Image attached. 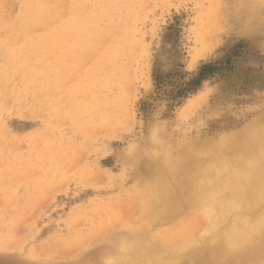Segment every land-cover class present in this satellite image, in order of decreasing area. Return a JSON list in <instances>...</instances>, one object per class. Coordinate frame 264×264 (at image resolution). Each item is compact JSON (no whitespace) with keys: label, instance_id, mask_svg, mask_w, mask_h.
Instances as JSON below:
<instances>
[{"label":"rangeland","instance_id":"obj_1","mask_svg":"<svg viewBox=\"0 0 264 264\" xmlns=\"http://www.w3.org/2000/svg\"><path fill=\"white\" fill-rule=\"evenodd\" d=\"M238 3L0 0V264H125L110 255L127 238L185 239L169 241L176 219H163L173 211L152 218L139 201L158 194L159 177L133 161L160 149L155 141L182 156L178 142L240 130L264 106V22L248 26ZM206 61L221 66L179 103L169 101L176 70L191 73ZM202 154L205 166L213 158ZM200 212L189 209L192 237L208 227Z\"/></svg>","mask_w":264,"mask_h":264},{"label":"bare ground","instance_id":"obj_2","mask_svg":"<svg viewBox=\"0 0 264 264\" xmlns=\"http://www.w3.org/2000/svg\"><path fill=\"white\" fill-rule=\"evenodd\" d=\"M238 2H239L238 6H240L238 8V18L242 19L243 22L245 21V23L248 26L253 27L260 22H264V0H238ZM208 11L209 10H207V12ZM212 17L214 18V14L212 15ZM215 27L216 26H214V28ZM130 65L131 64H129V66ZM263 108L264 106L258 109L257 113L254 115L251 122L240 130L232 131L228 133L225 132L221 136L205 138L202 139L200 142L197 140L186 143L178 142V144H181V146H184L185 148V154L182 156H173L170 154L171 147L175 146V144L172 143L158 144L159 141L157 142L155 141L154 145L160 146V149L157 150L155 148V150L157 151H154L152 149L153 151L149 150L145 153L142 154L140 153L141 155L135 157L133 162L136 164L137 168L139 169L148 168L150 170L153 169V171L157 172V175L159 177V183L157 184L158 194L156 193V196H152V197H147L149 196V194L145 197L142 195L143 197L140 198L138 197L139 201L142 203L144 202L147 205L149 203V205L151 206L150 208L151 211L148 207V210L150 211L149 213L154 215V217L152 218H156L157 215L159 217L160 214L158 213L160 212L173 211V214H171L169 218L167 217L168 215L167 214L163 219V221L166 220V218L167 220L168 219L172 220L173 218L176 219L175 220L176 227L174 228V231L173 228L170 227L174 233L172 232L171 235H170L171 232H169V234L167 233V236H169V241L172 242L173 238L178 240L180 238H185V239H180L179 241L181 242L183 240L182 241L183 243H180L181 245L177 244L178 246L174 244V241L175 243H178L179 241L174 240L172 243L175 245V247L169 248L174 245L171 243H170L171 245L168 244L164 245L163 243L162 244L147 243L145 240L137 238L136 237L137 235L134 234L132 236H135L138 240L131 239V241L129 240L128 243H125V241L128 240V238L126 237L127 239H125L124 237L125 239L124 241L123 238L120 236L122 238L121 240H123L124 243L123 241L120 242L119 241L120 239H116V241L117 243L120 242L118 243V245L120 244L119 246H121L120 247L121 252L116 251L115 253L114 251V253L110 255L111 262H122V263L124 262L125 264H130L129 262L134 264H154L157 261H161L162 259H167V258L182 259L185 258L188 254L190 255L193 254V252H196L198 254V258L194 259L193 261L191 260L192 262L190 261L191 262V263L189 262L190 264L264 263V208L261 207V205H264V109ZM53 147L54 146H52V148ZM58 152H60V150ZM199 153L200 155H203L202 153H206L205 156L207 155V158L209 156V158H213V159L208 158L209 160L208 159H207L208 161L206 160L207 164L205 162L204 163L205 166H202L201 164H199V161L202 160L200 158V155H198ZM228 154H230L231 156H227ZM143 159H148L149 163L147 165H144L142 162ZM149 166L152 167V169ZM30 171L32 170L30 169ZM150 177L152 176L150 175ZM151 184L152 183H150V185ZM147 191L149 192V190ZM139 194H141L140 191L138 195ZM136 198L137 196L135 197V199ZM24 200L27 199L25 198ZM192 207H196V208H192ZM197 207H204V213L200 212L201 214L199 217L201 218L203 217L205 220L207 218L208 222L207 220L206 222L208 227L202 233H199L196 236L192 237L191 236L193 235L192 231H194L193 227L196 226L194 222L196 219L191 217L192 213L190 215L189 209L196 210ZM140 208L141 206L137 207V209ZM200 209L203 210V208ZM29 211H31V209ZM236 211H239V213L237 212L235 216L233 214V217L229 219L228 215ZM251 214H254V216L251 217L250 216ZM153 215H150V217ZM187 217L188 218L191 217V218L188 219ZM143 219L145 220V218H142V221ZM227 220H230V222H228V224L225 225V222ZM201 222H203V220ZM106 223L108 222L106 221ZM203 228H205V226ZM101 230H103V227ZM196 231L198 232L199 229H197ZM162 233L164 234V232ZM205 235L211 236L210 239L212 240V242L208 247L203 246V242H204L203 239ZM132 243L133 246L128 247L126 250H122V248L125 245H132ZM134 243H137V245H135ZM201 249L202 251H200ZM111 252H113V249ZM109 264H116V263L109 262Z\"/></svg>","mask_w":264,"mask_h":264},{"label":"trees","instance_id":"obj_3","mask_svg":"<svg viewBox=\"0 0 264 264\" xmlns=\"http://www.w3.org/2000/svg\"><path fill=\"white\" fill-rule=\"evenodd\" d=\"M217 61H206L201 63L197 69L191 73L188 72H178V79L173 83V87L168 95L169 101L179 103L188 94L193 93L200 85V82L211 76L216 70H218L221 65H216ZM154 81L156 86L162 82L159 79L158 74L154 76ZM143 101H141V104Z\"/></svg>","mask_w":264,"mask_h":264}]
</instances>
